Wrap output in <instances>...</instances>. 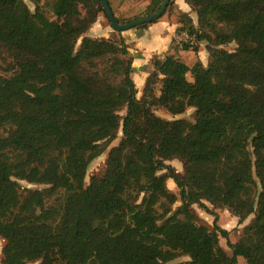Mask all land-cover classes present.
<instances>
[{
	"label": "trees",
	"instance_id": "16d2710c",
	"mask_svg": "<svg viewBox=\"0 0 264 264\" xmlns=\"http://www.w3.org/2000/svg\"><path fill=\"white\" fill-rule=\"evenodd\" d=\"M185 1L167 12L188 40L153 56L139 91L126 38L88 34L102 0H0L3 264H264V0ZM202 42L208 63L188 64ZM196 204L254 218L234 243Z\"/></svg>",
	"mask_w": 264,
	"mask_h": 264
},
{
	"label": "rangeland",
	"instance_id": "374dc122",
	"mask_svg": "<svg viewBox=\"0 0 264 264\" xmlns=\"http://www.w3.org/2000/svg\"><path fill=\"white\" fill-rule=\"evenodd\" d=\"M115 12L119 13V16L121 19H131L134 16L137 15H142L143 13H145V11L147 10V8L150 6V4L152 3L151 0H110ZM167 11L165 12V14L160 17L161 18H167ZM101 17H103V22H100V17L98 19V21L93 24L91 26V29L89 30L88 34H91L92 36H97V35H104V34H108L111 36H118L119 34H123L124 32H128L129 30L123 31V32H118L116 31L113 27L112 24L110 22V20L106 17L105 13L102 12L101 13ZM158 19V20H159ZM124 21V20H123ZM222 26H225V24H222ZM107 27V28H106ZM136 28V27H135ZM132 30V29H130ZM225 48L229 49V50H233L237 47V43L236 42H232L229 44L224 45ZM209 50H204L203 52V58L204 61L206 60V62H208L209 59ZM192 57L193 54H191ZM186 62L190 65H193L189 62H192V58L190 57V55L188 54L186 57ZM198 59V56H197ZM196 63V62H195ZM194 63V64H195ZM189 78L192 79V75H189ZM138 81V82H137ZM136 82H137V86L139 87V91H141V85H140V78L137 77L136 78ZM139 96H141V92H139L138 94ZM194 112H195V108L190 107L184 114H182V117L188 118V119H194ZM159 113L166 118H175V116L160 110ZM123 136V132L122 130L119 133V136L117 139H115L112 144L110 145V147L108 148L107 151H105L101 156H99L97 159H95L90 168H89V176L87 177V182L89 183L92 175L94 174H102L103 169L105 168L106 165V159L108 156V152L109 149L118 144L119 141L121 140V137ZM168 164L172 165L173 168L176 170V172L179 175H183L185 172V165L184 162L180 159H174V160H168L167 161ZM21 185L22 188H26V187H31V188H43L45 187L44 184H36V183H30L26 180H21ZM174 182V183H173ZM170 186L174 189V190H178L179 191V187L178 184L175 182V180H171V184ZM181 202V201H180ZM207 205L212 208L213 205L210 202H207ZM197 211L199 212L200 216H202V218L208 222L213 224L214 222V218H216L215 216H218V222L221 226L228 228L230 230H232V237L231 239L237 240L239 237V233L242 230L243 226L247 223H249L253 218L254 215L250 216L246 221H244L243 223L240 221L241 219H239V217L237 218L235 216V214H233L230 210H224L221 214L216 212L212 213L210 210H207L206 208H203L201 206H199L198 204L195 205ZM217 214V215H216ZM4 240L0 237V248L3 246ZM223 243L226 244L225 239H223ZM2 257L3 254L0 251V264H3L2 262ZM239 257H243L245 260V264H246V259L243 255H240ZM186 259H188V256H181L179 258H177L176 260H173L171 262H169L168 264H178L182 261H185ZM240 264V263H239ZM244 264V263H243Z\"/></svg>",
	"mask_w": 264,
	"mask_h": 264
},
{
	"label": "crops",
	"instance_id": "0c3cea01",
	"mask_svg": "<svg viewBox=\"0 0 264 264\" xmlns=\"http://www.w3.org/2000/svg\"><path fill=\"white\" fill-rule=\"evenodd\" d=\"M152 1L153 0H151V2ZM176 5H178L180 9H183L186 11L191 10L190 5L185 0H176ZM113 10H114V8H113ZM114 12H115V10H114ZM167 13H168L167 18H161V19H159L153 23H149V25L146 27L132 28V30H129L128 32H124L122 34L126 38L127 43L129 44L131 54L134 57V66L136 68V71L134 72V78H135V80L137 77L140 78V85H141L142 89H143L145 80L149 74V71L153 69V65L151 64V59L153 58V56L155 54L164 56L170 50L174 38L178 37L180 35V34H177L179 17L175 14L174 11L168 10ZM115 14L117 16L119 15V13H117V12H115ZM193 15H195V14L193 13ZM137 16H139V15H137ZM134 17H136V16H134ZM99 20H100V22H103V17L100 16ZM102 36L110 37L111 35L104 34ZM102 36L97 35L94 37H102ZM206 49L210 51V47L208 46V44L202 42V43H200L199 51L196 52L194 49H190V50H184L181 53H182L185 60H187L186 59L187 55L188 54L190 55V57L192 58V62H189V63H191V64H194L197 60H201V61H203V63L207 64L208 62H206V60L204 61V58H203V52ZM191 54H193L194 57H192ZM197 56H198V59H197ZM208 61H209V59H208ZM138 89H139V87H138ZM142 89H141V91H142ZM170 184H171V180L169 182V185ZM224 210H228V208H226V207L220 208V209H218V213L221 214ZM235 216L237 218L239 217L236 214H235ZM239 219H240V217H239ZM231 235H232V233H231ZM238 239H239V237H238ZM238 239L234 240V241L232 239L231 240L235 243L238 241ZM239 263L245 264V260L243 257H239Z\"/></svg>",
	"mask_w": 264,
	"mask_h": 264
},
{
	"label": "water",
	"instance_id": "95a60500",
	"mask_svg": "<svg viewBox=\"0 0 264 264\" xmlns=\"http://www.w3.org/2000/svg\"><path fill=\"white\" fill-rule=\"evenodd\" d=\"M171 1L172 0H165L162 6L157 11L126 23H121L117 20V16L113 10L110 0H102V3L105 13L112 24V27L118 32H123L138 27L145 23L155 22L157 19H159L165 14Z\"/></svg>",
	"mask_w": 264,
	"mask_h": 264
},
{
	"label": "built area",
	"instance_id": "2783aa9c",
	"mask_svg": "<svg viewBox=\"0 0 264 264\" xmlns=\"http://www.w3.org/2000/svg\"><path fill=\"white\" fill-rule=\"evenodd\" d=\"M189 35L187 33H182L177 37V43L178 44H182L183 42H185L186 40H188ZM193 42H196V39L193 40Z\"/></svg>",
	"mask_w": 264,
	"mask_h": 264
}]
</instances>
